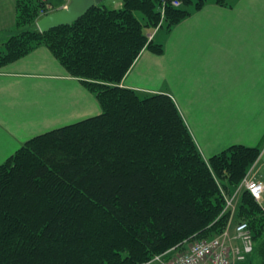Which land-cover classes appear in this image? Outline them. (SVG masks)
Listing matches in <instances>:
<instances>
[{"label":"trees","instance_id":"1","mask_svg":"<svg viewBox=\"0 0 264 264\" xmlns=\"http://www.w3.org/2000/svg\"><path fill=\"white\" fill-rule=\"evenodd\" d=\"M181 1L164 9L168 30L205 3ZM160 2L95 6L71 26L26 32L18 38L27 41L0 58L6 64L44 44L102 109L32 138L0 166V264H147L227 228L223 191L237 192L264 137L207 161L170 95L120 86L142 51L164 53L149 41L162 22ZM240 196L234 220L253 234L250 264H264V211L248 191Z\"/></svg>","mask_w":264,"mask_h":264},{"label":"crops","instance_id":"2","mask_svg":"<svg viewBox=\"0 0 264 264\" xmlns=\"http://www.w3.org/2000/svg\"><path fill=\"white\" fill-rule=\"evenodd\" d=\"M151 34L164 53L142 51L120 86L170 95L207 161L233 145L257 146L264 137V0H205L177 26ZM101 113L96 96L38 49L0 70V166L32 138ZM252 174L264 181V146Z\"/></svg>","mask_w":264,"mask_h":264},{"label":"built area","instance_id":"3","mask_svg":"<svg viewBox=\"0 0 264 264\" xmlns=\"http://www.w3.org/2000/svg\"><path fill=\"white\" fill-rule=\"evenodd\" d=\"M161 1L164 7L168 2L175 8L182 6L181 0ZM253 167L237 192L226 199V211L234 213L237 198L243 191H248L264 211V181L253 176ZM254 248L255 242L249 225L242 222L238 223L233 230L232 226L228 225L221 235L193 243L169 264H250ZM153 262L166 264L162 256H157L147 264H153Z\"/></svg>","mask_w":264,"mask_h":264},{"label":"rangeland","instance_id":"4","mask_svg":"<svg viewBox=\"0 0 264 264\" xmlns=\"http://www.w3.org/2000/svg\"><path fill=\"white\" fill-rule=\"evenodd\" d=\"M28 1L30 3V9L24 10V9H22V7L19 9L20 5H18V3H19L18 0H4V1L0 0V58L7 56L10 53V51L16 50L18 48V45L21 42L25 43L27 41V38H25V40H21L18 38L19 36L26 34V32H31V31L40 32L38 29V25H37L38 21H40L43 17H45L51 13L62 10L70 2V0H28ZM121 1L124 4V0H105L102 3V5L108 9H110V10L119 9V6H120L119 4ZM194 1H196V0H194ZM31 6L33 7V10L31 8ZM164 6H165L164 3L160 2V8L162 9V11L164 9ZM122 8H123V6H122ZM175 26H177V25H175ZM159 28L160 29L164 28L165 30H168L166 27L165 20H162V22L155 29V31L158 30ZM151 33L154 34V31ZM33 37L34 36L32 34H29V40L32 39ZM12 39H15V40L12 42V46H10V45H8V43ZM149 41L150 42L153 41V35L152 34L149 35ZM38 46L39 47H37V48L29 49V52L26 55L20 57L17 60H12L11 62L6 63V64L5 63L0 64V70H4V69H8V68L12 67L16 62L27 58L28 56H30L31 54H33L34 52H36L40 48H45V49H48L50 51V49L47 46H44V44H41ZM51 54L53 55L52 52H51ZM54 58L57 59L55 56H54ZM72 78H74V77H72ZM79 81L82 83L81 80H79ZM139 94L144 95V96H146V95L148 96V95H153L154 93L143 92V93H139ZM155 94H157V93H155ZM199 150H200V148H199ZM223 193L226 196V198L232 197L225 190L223 191ZM240 195H239V197H241ZM237 200L238 201L236 204V208H237V205L239 204L238 202L240 201V198L239 199L237 198ZM227 212L230 213V221H229L228 225H231L232 230H233L234 227L238 224L234 220V218H235L234 215H235L236 210L234 211L233 214L231 213V211H227ZM94 218H95V222H96V220L98 218V214L95 215ZM90 221L88 223L89 225H87V228L89 229L91 227V232H92L96 228H93V230H92L93 220H90ZM92 234H93V232H92ZM197 241L198 240L185 242L182 245L183 247L173 249V251L166 258H164L165 259L164 262L166 264L172 263L181 253H183L187 248H189L190 245H192L193 243H195Z\"/></svg>","mask_w":264,"mask_h":264},{"label":"water","instance_id":"5","mask_svg":"<svg viewBox=\"0 0 264 264\" xmlns=\"http://www.w3.org/2000/svg\"><path fill=\"white\" fill-rule=\"evenodd\" d=\"M105 0H70L67 7L51 13L38 21L41 33H48L59 27L71 26L83 18L92 8L100 6Z\"/></svg>","mask_w":264,"mask_h":264}]
</instances>
